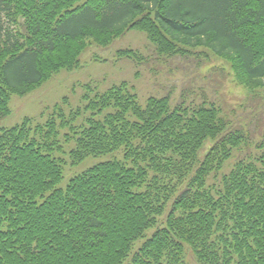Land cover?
Wrapping results in <instances>:
<instances>
[{
	"label": "trees",
	"instance_id": "trees-1",
	"mask_svg": "<svg viewBox=\"0 0 264 264\" xmlns=\"http://www.w3.org/2000/svg\"><path fill=\"white\" fill-rule=\"evenodd\" d=\"M84 1L0 0V119L12 94L78 66L89 39L107 46L128 30L145 32L159 56L210 50L264 92V0ZM119 56L147 60L136 49ZM89 95L68 118L58 103L45 124L0 130V264H189L187 247L200 264H264V154L240 156L210 183L251 149L252 129L215 104L172 109L171 97L151 96L144 106L127 82ZM67 126L72 165L121 149L123 159L59 186L65 163L54 153Z\"/></svg>",
	"mask_w": 264,
	"mask_h": 264
},
{
	"label": "rangeland",
	"instance_id": "rangeland-1",
	"mask_svg": "<svg viewBox=\"0 0 264 264\" xmlns=\"http://www.w3.org/2000/svg\"><path fill=\"white\" fill-rule=\"evenodd\" d=\"M15 27L24 29L22 26ZM87 45L80 56L78 66L60 70L44 84L25 95L12 94L9 102L11 112L5 118L0 119V130L19 125L26 118H31L35 126L45 124L52 117L54 107L58 103L64 106L67 117L72 110L82 108L86 104L85 94L90 93L89 96L94 97L115 85L127 82L134 88L138 96L137 101L144 106L151 96L171 97L172 109L181 102L184 107L191 109L200 105L215 104L225 115L241 122L240 124H244L247 129H252L251 149L243 148L241 154L235 150L234 153L237 152L235 157L227 162L217 178L210 179V183L218 184L221 174L228 173L236 160L242 158L240 156L252 152L253 159H258V156L264 154L263 89L251 92L244 85L239 84L230 63L224 58L214 55L210 50L198 51L192 56H159L147 34L140 30H128L107 46H100L91 42L90 39ZM122 49H136L147 60L137 62L127 57H120L119 51ZM88 87L92 89L90 92L87 91ZM257 92L259 93L256 95ZM66 97L68 101L65 103L64 98ZM87 115L88 113H85L76 120L74 123L76 128L87 124L85 120ZM60 132L64 152L58 151L54 155L65 163V172L59 186H66L74 176L95 164L123 159L124 151L121 149L102 156H89L72 165L73 160L69 152L76 143L72 140L66 142L64 137L66 133H72L71 126L62 128ZM210 144L211 141L207 143V148ZM258 144L261 147L258 148ZM205 152L207 150L204 148L202 155ZM179 172L173 173L175 183H177L176 176ZM168 212L169 209L158 221V227L163 225V219ZM155 231L156 228L148 230L145 238L134 242L131 255L126 261L132 258L147 237L152 236ZM186 255L189 264H200L189 247H187Z\"/></svg>",
	"mask_w": 264,
	"mask_h": 264
}]
</instances>
